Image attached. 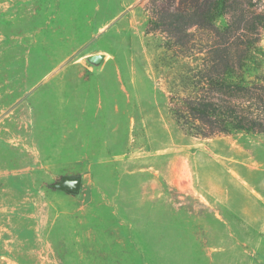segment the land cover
<instances>
[{"label": "rangeland", "instance_id": "1", "mask_svg": "<svg viewBox=\"0 0 264 264\" xmlns=\"http://www.w3.org/2000/svg\"><path fill=\"white\" fill-rule=\"evenodd\" d=\"M212 1L0 0V264H264V0Z\"/></svg>", "mask_w": 264, "mask_h": 264}, {"label": "trees", "instance_id": "2", "mask_svg": "<svg viewBox=\"0 0 264 264\" xmlns=\"http://www.w3.org/2000/svg\"><path fill=\"white\" fill-rule=\"evenodd\" d=\"M226 4H227V0H213L210 4H208L206 7H204L199 12L203 16L208 18L209 21L211 22V24L214 25L213 22H214L215 16L218 14L220 9L225 8ZM201 5L202 4H198L197 7L199 9H201L202 8ZM201 103H203V105H201V106H203L204 110L208 114H216L217 115L219 110L221 109V107H219L218 105H213L212 103H205V102H201ZM201 103H199V106ZM224 107H226V109H227V106H224ZM226 109H224V110H226ZM206 112H204V115ZM226 114H229V115H225V117H226L225 122L228 123V126H229V129H227V130L232 131V130L243 128L240 125L242 123V121L240 119H238L237 117H235V115H232V114H234L233 109H231V111L229 113L227 112ZM203 120H206V119L203 117Z\"/></svg>", "mask_w": 264, "mask_h": 264}, {"label": "water", "instance_id": "3", "mask_svg": "<svg viewBox=\"0 0 264 264\" xmlns=\"http://www.w3.org/2000/svg\"><path fill=\"white\" fill-rule=\"evenodd\" d=\"M103 58L102 54L91 55L90 59L92 61H100ZM82 187V178L81 177H66L64 182L61 184V188L67 190L70 193H78Z\"/></svg>", "mask_w": 264, "mask_h": 264}]
</instances>
